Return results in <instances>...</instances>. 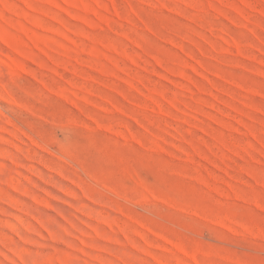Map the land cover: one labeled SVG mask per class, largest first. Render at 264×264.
<instances>
[{"label":"rangeland","instance_id":"1","mask_svg":"<svg viewBox=\"0 0 264 264\" xmlns=\"http://www.w3.org/2000/svg\"><path fill=\"white\" fill-rule=\"evenodd\" d=\"M0 264H264V0H0Z\"/></svg>","mask_w":264,"mask_h":264}]
</instances>
